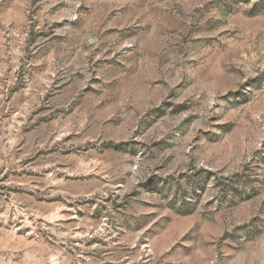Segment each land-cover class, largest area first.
Masks as SVG:
<instances>
[{
	"label": "rangeland",
	"instance_id": "374dc122",
	"mask_svg": "<svg viewBox=\"0 0 264 264\" xmlns=\"http://www.w3.org/2000/svg\"><path fill=\"white\" fill-rule=\"evenodd\" d=\"M0 264H264V0H0Z\"/></svg>",
	"mask_w": 264,
	"mask_h": 264
}]
</instances>
